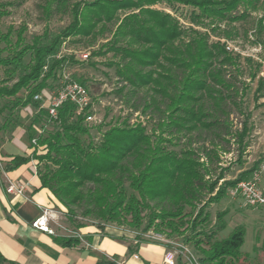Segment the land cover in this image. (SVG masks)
Instances as JSON below:
<instances>
[{"label": "trees", "instance_id": "trees-1", "mask_svg": "<svg viewBox=\"0 0 264 264\" xmlns=\"http://www.w3.org/2000/svg\"><path fill=\"white\" fill-rule=\"evenodd\" d=\"M66 2L48 0L43 10L50 14L51 6L55 5V11L58 12ZM160 3L191 8L187 23L200 27L209 18L218 23L244 19L248 15L247 10L236 15L239 6L244 4L256 10L262 2L93 0L72 4L69 25L48 43H36L31 48L32 58L28 66L23 63L26 50L9 58L0 57V65H12L13 69L20 72L17 82L11 87H0V98L16 96L21 89L33 84L27 100L32 101L54 70L65 61V58L55 60L42 76L46 58L55 55L63 41L71 37H76V41H95L114 21L116 13L126 10L131 12L117 19L112 35L113 45L108 51L122 52V61L126 62L118 74L133 91L141 87L150 89L152 94L146 92L149 99L144 101L142 113L155 109L162 116L166 114L168 122L162 120L158 123L159 134L154 139L141 124H124L110 128L102 135L98 145H92L76 136L85 134L87 130L81 126L82 117L69 122L73 106L65 103L53 120L58 130L39 138V149L30 156H7L4 170L12 171L35 160L37 189H48L67 216L74 215V210H80L84 216L102 223L126 222L134 229L141 228L142 232L152 230L157 234L169 233L177 237L181 229L184 231L190 227L191 232H194L207 222L208 217L204 213L206 202L200 208H196V205L203 191L213 193L217 180L211 184L203 181L201 169L205 164L200 162L194 150L188 148L177 153L168 150L164 143H171V139H176V135L182 131L214 130L219 133L224 128L225 119L229 118L228 111H225L231 102L241 112L238 103L232 100L239 88L232 85L231 81L229 84L221 72L225 65L233 64L239 57L230 55L223 42L209 44L205 33L184 27L170 14L151 8ZM5 13L0 5V15ZM19 37L21 32L18 40ZM226 37L230 38L231 35L226 34ZM160 59L167 61L166 68L161 65ZM214 64L221 68L212 70ZM155 68L163 72L157 71L158 74L154 76ZM207 79L214 83L212 90L205 86ZM258 84L259 91H262L264 79H260ZM229 87L230 93L226 91ZM164 99H167V103H163ZM161 102L165 104V110H161ZM178 112L181 115L176 117ZM41 116H47V112L40 110ZM246 120L242 123L241 132L236 134L240 155L245 151L243 139L247 132ZM210 155L208 150V159ZM41 163L43 166L39 168ZM255 170L256 167L241 173L234 182L221 184L208 202L219 201L230 187L248 179ZM217 179L222 180V175ZM223 216L218 215L216 230L225 229ZM81 227L78 225V228ZM196 235L204 237L193 238L200 254V264H264V244L259 250L255 249L260 255L256 254L251 260L247 254L241 253L245 237L243 226L236 227L221 240L215 239L214 232ZM190 239L183 237L185 241ZM54 241L62 247L79 243L78 238L63 236L55 237ZM6 263L0 254V264ZM96 264L112 263L98 261Z\"/></svg>", "mask_w": 264, "mask_h": 264}, {"label": "rangeland", "instance_id": "rangeland-1", "mask_svg": "<svg viewBox=\"0 0 264 264\" xmlns=\"http://www.w3.org/2000/svg\"><path fill=\"white\" fill-rule=\"evenodd\" d=\"M46 1L48 0H0L1 9L6 12L0 15L1 58H9L17 52L26 50L23 63L28 66L32 58L31 48L36 43H48L69 25L71 22L69 10L72 4L93 0H67L58 12L55 11V5H52L50 14L43 10ZM261 2L256 10L244 4L239 6L236 15L247 10L248 15L244 19L232 23H218L209 18L204 21V26L200 27L187 23V16L191 11L189 7L166 3L151 7L170 14L184 27H191L205 33L209 44L230 42L232 46L237 45L242 52L240 55L230 52V55L237 56L239 59L221 69L226 81L229 84L231 81L232 85L239 88L238 94L232 97V100L238 103L241 112L231 102L230 107L225 111L226 113L228 111L229 118L225 119L224 128L219 133H215L214 130L182 131L176 135V139H171V143H164L168 150L177 153L188 148L194 150L200 162L205 164L201 169L203 181L211 184L217 180L213 193L203 191L200 202L196 205V208H200L206 202L204 213L207 214V222L198 226L194 232H191L190 227L184 231L181 229L177 237L169 233L158 234L164 239L159 241L152 239L157 234L152 230L142 232L141 228L134 229L126 222L102 223L92 217L84 216L80 210H74V215L67 216L64 213L61 217L67 230L63 232L66 237L78 238V240L79 238L90 239V234L84 236L81 234L85 232L86 227H90L100 237L119 234L122 243L128 245L132 252L135 246L146 242L149 244L156 242L164 246L167 252L171 251L175 254L176 264H200L198 262L200 254L197 252L193 238L203 239L204 237L203 235L197 237L196 234L203 232L209 235L214 232L215 239L221 240L236 227L243 226L245 237L240 249L241 253L247 254L249 260L256 254L260 255V252H255V249L259 250L264 244V208L246 207L239 199L233 198L231 194L228 195L227 191L219 201L209 203L208 199L213 198L221 184L234 182L241 173L254 167L256 170L264 167V93L259 91L258 84L260 79H264V0ZM130 12L118 11L114 21L107 25L104 34L98 36L95 41L86 39L76 41L78 40L76 37L66 39L61 43L57 53L48 56L45 61L49 69L55 60L65 58V61L44 83L43 89L55 91L67 82H77L82 83L88 90L91 100L90 114L93 120L90 122L83 120L81 126L87 132L76 136L81 141L91 142L92 145H98L102 135L110 128L121 127L124 124L127 126L141 124L151 139H154L159 134L158 123L162 120L165 123L168 122L167 115L162 116L155 109L142 113L144 101L149 99L146 92L149 91L148 93L152 94L150 89L141 87L133 91L118 74V70H121L126 62L122 61V52L108 51L113 45L112 35L117 26V19H122ZM211 28L214 29L211 30ZM20 32L21 37L18 40ZM226 34L231 37H226ZM84 54L87 55V59L82 58ZM159 61L164 68L168 66L166 60ZM216 68L221 67L217 64L211 67L212 70ZM157 71L163 72L162 69L155 68L154 76L158 74ZM19 73V70L13 69L12 65L1 64L0 87H11L17 82ZM205 86L212 90L214 83L211 79H207ZM32 87L33 84L21 89L16 96L0 98V141L5 142L4 151L12 156L25 155L27 147L29 152H34L39 149L37 148L39 138H44L59 128L48 115L40 117L39 104L34 103L33 100L27 101ZM226 91L230 93V87ZM155 99L158 98L155 97ZM163 103H167V99H164ZM162 104L161 110H165V104ZM230 112H232L231 115ZM180 115L181 113L178 112L175 116ZM244 120L247 127L243 139L245 151L240 155L236 134L241 132ZM72 121H76L73 115L69 119V122ZM33 139L36 141V146L31 144ZM208 150L211 152L210 159L206 156ZM42 166L43 163L39 165V168ZM26 170L31 174L28 167ZM220 174L223 177L222 180L217 179ZM251 175L249 174L248 177L250 178ZM262 183L264 185V172ZM219 214H224L222 220L226 225L222 231L216 230L215 226ZM145 222L146 219L143 220V223ZM78 225L82 227L78 228ZM183 237L191 239L185 241ZM181 245L185 250L179 247Z\"/></svg>", "mask_w": 264, "mask_h": 264}, {"label": "crops", "instance_id": "crops-1", "mask_svg": "<svg viewBox=\"0 0 264 264\" xmlns=\"http://www.w3.org/2000/svg\"><path fill=\"white\" fill-rule=\"evenodd\" d=\"M4 144L5 142L0 141V254L6 264H96L98 261L112 264H164L167 252L164 246L146 242L135 246L132 252L128 245L122 243L119 234L100 237L90 227H86L85 232L81 233L83 236L90 234V239L79 238V243L70 247L58 245L54 238L66 237L63 232L67 231L61 218L64 208L48 189H37L38 182L31 162L12 171L4 170L7 156H12L4 151ZM28 152L27 147L26 156L31 155ZM27 167L31 174L27 172ZM7 178L29 182L26 192L28 201L6 194ZM44 208L52 215V220L48 223L50 233L31 226ZM133 256L138 258L134 259Z\"/></svg>", "mask_w": 264, "mask_h": 264}, {"label": "built area", "instance_id": "built-area-1", "mask_svg": "<svg viewBox=\"0 0 264 264\" xmlns=\"http://www.w3.org/2000/svg\"><path fill=\"white\" fill-rule=\"evenodd\" d=\"M225 50L233 54H242L238 46H232L230 42L225 43ZM83 59H87V55H82ZM48 67L47 65L43 68L42 76L46 73ZM264 93V85L262 88ZM33 101L39 104L38 111L45 110L47 115L52 120L56 119L57 111L65 103L73 106L72 115L75 117H82L84 121L90 122L93 120V116L90 114L91 111V100L88 90L82 84L77 82H67L59 90H49L43 89L39 93L33 96ZM31 144L36 146L35 139L32 140ZM31 166L36 176L37 173V163L35 160H31ZM264 172V167H260L255 170L251 177L238 182L232 188L227 190L228 195L235 199H239L244 206L250 208H264V185L262 183V174ZM29 189V182L13 181L7 178V185L5 187V192L11 195L13 198H22L24 200H29L26 196V192ZM52 220V215L50 211L46 208L42 209V213L37 217L32 223V228L38 229L43 232H51L48 228L49 221ZM152 239H157L159 241H164V239L156 234ZM181 249L185 248L181 245ZM137 259V256H133ZM164 264H176V256L173 252H166L163 259Z\"/></svg>", "mask_w": 264, "mask_h": 264}]
</instances>
